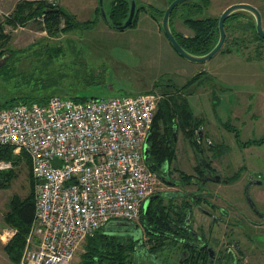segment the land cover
<instances>
[{
	"label": "rangeland",
	"instance_id": "374dc122",
	"mask_svg": "<svg viewBox=\"0 0 264 264\" xmlns=\"http://www.w3.org/2000/svg\"><path fill=\"white\" fill-rule=\"evenodd\" d=\"M17 1L0 0V18L9 13ZM48 1L66 7L75 14L78 20L97 17V22L90 28L61 32L54 36L48 35L38 20H30L24 25L13 28L5 26V31L10 35L12 49L25 48L37 40L39 44L34 45L35 48L43 44L42 49L44 50L46 46L61 47L62 52L53 59L52 63L53 69L62 74L58 84L55 85V88L60 90L47 91L65 95L74 91L68 88L80 86L79 80L75 78L76 69H81L83 74L91 72L98 77V84L85 89L84 94L88 97L105 98L122 93L137 95L155 92L159 95L158 101H160L178 88L183 91L180 94L188 102L193 116L202 121L200 136L204 152L197 153L183 133L178 131L176 156L169 166L168 176L169 180L176 185L172 186L159 179L155 192L165 193V203L169 197L173 198V203H180L183 199L191 197L193 193L203 199L206 196L205 190H217L223 192L222 196L224 195L232 202H237L241 208H244L242 186L244 182L246 183L247 176L250 175L249 178L257 180L259 185L252 186L248 194L254 208L264 212V41H255L248 28L245 33L241 32L237 28L238 20L234 19L228 23L227 32H225L229 38L244 34L246 39H250L247 41L248 47L245 48V41L240 40L238 44L241 53L222 50L206 62H193L180 56L171 47L161 29L159 14L153 18L149 10L141 9L138 11L134 25L119 29L110 22H106L112 0H102L105 17L102 14H96L95 11L94 14L90 12L91 4L98 5V0ZM235 2H248L255 5L261 13L264 28V0H209V5L198 17H217L226 6ZM167 4V0H135V7L144 5L155 11L156 8L164 10ZM187 15L188 10L180 4L172 18L175 31L183 34L191 32V28L183 22V18ZM243 18L246 21L248 16ZM255 47H259L262 58L246 63L245 55L252 56ZM28 52H20L18 56L24 58ZM41 56L45 57V55ZM8 57L7 51L0 56V69L4 64L8 68L11 66L12 63ZM13 64L18 65V60H14ZM27 64L25 62L23 66L27 67ZM199 70H204V73L202 72L192 84H186L188 79ZM247 74H251L250 78H247ZM155 83L158 84L154 85ZM31 91L43 92V90H16V77L6 80L0 74V101L12 95ZM212 97H216L217 101ZM214 101L216 102L213 103ZM224 124H228L230 129L228 130ZM235 133L238 134L237 140ZM207 142L224 143L227 147L225 153L218 159H213L211 151L207 149ZM244 143L245 147L242 146ZM13 155H18L20 160L14 165L16 176L10 187L0 190V234L6 228L14 230L6 226L2 228V217L8 211L10 200L13 197L22 199L28 195L30 179L34 185L33 176L32 174L31 177L29 176L24 162L23 155L27 156V154L23 150L17 152L13 150ZM205 160H210L217 173L215 175L231 178L232 175L239 174V179L227 185L224 182L213 181H207L204 186L200 182L182 184L179 174L194 173V169L201 161L205 163ZM33 193L35 198V188ZM207 198L211 203L224 205L216 198L209 196ZM201 206L205 210L210 209L204 201H201ZM245 214L251 221L254 220L258 224L254 226L245 223V247H241L245 251L243 264H264V221L254 217L246 202ZM192 222L193 228L199 226L206 228L210 223V218L196 206H192ZM109 227L110 224L105 225V228ZM10 238L7 234L3 239L0 237V264H12L2 258L3 246ZM84 247L85 241L78 247L71 264L80 262ZM176 252L177 250L175 252L164 251L160 258H167V264H175ZM144 261L140 264H144Z\"/></svg>",
	"mask_w": 264,
	"mask_h": 264
},
{
	"label": "built area",
	"instance_id": "2783aa9c",
	"mask_svg": "<svg viewBox=\"0 0 264 264\" xmlns=\"http://www.w3.org/2000/svg\"><path fill=\"white\" fill-rule=\"evenodd\" d=\"M159 95L120 94L0 108V145L23 150L34 179V215L19 264H71L82 242L114 221H138L155 192L145 162ZM12 167L0 160V171Z\"/></svg>",
	"mask_w": 264,
	"mask_h": 264
},
{
	"label": "trees",
	"instance_id": "16d2710c",
	"mask_svg": "<svg viewBox=\"0 0 264 264\" xmlns=\"http://www.w3.org/2000/svg\"><path fill=\"white\" fill-rule=\"evenodd\" d=\"M170 1L167 0V3ZM180 4L184 5L186 10H188V15L183 18V22L193 31L191 35H185L179 31H175L172 26V18ZM208 5L209 0H184L173 8L169 17L170 26L177 41L187 51L193 54L207 52L215 44L218 37V16L198 17ZM129 7L130 1L128 0H112L106 22H110L118 28L117 25L122 24L127 18ZM141 9L144 11L149 10L148 12L153 18H156V14L162 16L164 11L161 9L157 10V8L155 11L152 8L148 9L147 6L138 5L135 7L134 17L129 26L136 23L138 11ZM95 12L96 14H101L99 5L95 7ZM245 16H248L246 21L243 18ZM234 19L238 20L237 28L241 32L245 33L246 28H248L252 32L255 41H264V38L260 37L255 31L252 15L245 10L234 11L225 19V31L228 23ZM30 20H38L41 23L42 29L48 35L54 36L61 32L90 28L96 24L97 17L78 20L74 13L60 4L49 2L48 0H18L13 9L5 14L3 18H0V56L7 51L8 58H10L12 63L9 68L4 64L0 69V74L6 80L16 77V90H43V92L35 93L31 91L22 92L19 95H12L0 101V108L10 107L18 103L43 104L53 95H60L74 101H83L93 97H88L84 93L86 91L85 89L89 86L98 84V77L94 76L91 72L83 74L81 69L75 70V78L79 80L80 86L78 85L71 89L68 88V90H74L70 91L68 95L47 91L60 90L55 88V85L58 84L62 74L54 70L52 65L53 59L62 52L60 46H46V50H44L42 49L43 44L35 48L33 46L39 44V40H37L22 49H12L10 47V35L5 31V26L8 25L13 28L24 25ZM240 40L245 41V48H247V41H250V39H246L244 34H237L232 38H229L226 34L224 44L219 52L224 50L226 52L235 51L241 53L238 44ZM26 51L29 52L24 58L18 56V53ZM29 55H32V57H29ZM41 55H45V57ZM254 56L256 58H262V52H260L259 47L254 48ZM14 60H18L19 64H13ZM25 62L28 63L27 67L23 66ZM203 71L199 70L192 75L186 84L195 82ZM157 84L155 83L154 85ZM182 92L177 88L169 93L166 98L158 102L144 154L148 167L157 174L160 180L172 186L176 184L172 183L168 176L169 166L175 160L176 156L177 132L181 131L183 133L196 152H204L198 138L199 133L202 132V121L193 116L188 102L180 94ZM212 99L217 101L216 97H212ZM224 126L228 130L230 129L228 124H224ZM235 138L236 140L238 139V134L236 133ZM207 146V149L211 151V155L217 158L224 154L227 148L224 144H214L212 142H209ZM242 146L245 147V143ZM13 150L14 147L11 145H0V160L10 161L12 163L11 168L0 171V190L8 189L16 176L14 165L19 162L20 157L13 155ZM23 156L30 176L31 168L29 158L26 155ZM205 165L210 167V161L205 160ZM204 171V167L200 163L194 169V173H181L179 174V178L184 185L198 182L204 184L205 180L201 179ZM33 186V181L30 179L28 195L22 199L13 197L8 204V211L3 214L4 223L15 230L12 237L3 246L5 254L13 264L19 263L21 252L33 221L35 202ZM164 194L155 192L151 195L146 207L141 210L136 223L143 228L145 236V241L141 249L157 256L161 263L167 264V261L164 262L163 258L160 257L169 248V244H171V241L168 239L178 236L186 212H188V209H191L192 204H200L202 200L197 195L196 201H192V198L188 197V199L185 198L180 203H173V198L168 196L169 198H167L168 200L165 203L164 199L166 196L164 197ZM136 245L137 242L131 238L126 240L122 236L108 231L103 226L93 236L85 239L84 252L78 264H133L138 249L135 247ZM191 263L193 264L194 262Z\"/></svg>",
	"mask_w": 264,
	"mask_h": 264
},
{
	"label": "flooded vegetation",
	"instance_id": "af4514ba",
	"mask_svg": "<svg viewBox=\"0 0 264 264\" xmlns=\"http://www.w3.org/2000/svg\"><path fill=\"white\" fill-rule=\"evenodd\" d=\"M200 134L201 132L198 138L201 143ZM208 143L209 142L206 144ZM212 158L218 159L219 157L212 156ZM202 165L205 171L201 179L205 180L206 183L207 181H211L210 178L215 177L217 173L212 167L211 162L210 167H207L205 163ZM218 176L219 181L217 182H224L226 185L228 183H235L240 177L239 174L232 175L231 178ZM249 177L250 175L247 176L246 183L244 182L242 186V205L244 208H241L237 202L228 200L224 195L222 196L223 192L217 190H205L206 196L201 199L202 202L204 201V203L209 205V211L203 209L201 203L192 204V206H196L210 218V223L206 228H202V226L193 228L192 206L191 209H188L182 222V227L178 232V236L168 239L171 241V244H169V248L165 250L167 252H175L177 250L175 264H192L191 262H194L193 264H243L245 260V251L241 247H245V223L247 225L253 224L254 226L258 224V222L254 220L251 221L249 216L245 214V202L254 217L264 221V212L257 211L254 208V204H249L247 200L250 188L256 184L259 185L257 180ZM204 184L202 185L204 186ZM207 196L220 200L224 205L216 202L211 203L208 201ZM196 197L198 196L193 193L191 196L192 201H196ZM109 224L110 227L106 228L108 231L120 235L126 240L131 238L137 242L135 247L138 249L133 264H140L143 260H145L144 264H163L158 260L157 256L149 254L144 249H141L145 241V236L143 228L138 226V223L114 221ZM163 260L166 262L168 259L163 257Z\"/></svg>",
	"mask_w": 264,
	"mask_h": 264
},
{
	"label": "water",
	"instance_id": "95a60500",
	"mask_svg": "<svg viewBox=\"0 0 264 264\" xmlns=\"http://www.w3.org/2000/svg\"><path fill=\"white\" fill-rule=\"evenodd\" d=\"M182 1H184V0H171L166 5V7L164 8L163 14L161 16V28H162V31L165 34L167 40L169 41L171 47L175 50V52L178 53L180 56L184 57L185 59L189 60V61L206 62L212 56H214L215 54H217L219 52V50L221 49V47L224 44L225 36H226V32H225V28H224V21L232 12L237 11V10H245V11H248L252 15V17L254 19V26H255L256 33L260 37L264 38V28L262 26V18H261V13H260L259 9L255 5L248 3V2H235V3H231L228 6H226L221 11V13L218 15V18H217L218 37H217L215 44L205 53L193 54V53L187 51L177 41V39H176L172 29H171L170 22H169V17H170V14H171L173 8ZM98 5H99V9H100L101 14L105 17V13H104L103 8H102V0H98ZM134 13H135V0H130V7H129L128 16L124 20V22L120 25H117V27L119 29L127 27L131 23V21L134 17ZM201 162H202V164H204V161H201ZM210 180L217 182V181H219V176L216 175L215 177H211ZM150 198L151 197H148L144 201L143 208L146 207ZM247 200H248L249 204L252 203L249 196H247Z\"/></svg>",
	"mask_w": 264,
	"mask_h": 264
},
{
	"label": "crops",
	"instance_id": "0c3cea01",
	"mask_svg": "<svg viewBox=\"0 0 264 264\" xmlns=\"http://www.w3.org/2000/svg\"><path fill=\"white\" fill-rule=\"evenodd\" d=\"M97 5H94V4H91V6H90V12H93V14H94V11H95V7H96ZM191 32H189V33H187V34H185V35H191L192 33H193V31L192 30H190ZM258 58H256L255 56H254V54L252 55V56H248V54L247 55H245V62L246 63H251V61H256ZM249 75H251V74H247V78H250L249 77ZM218 144H224V143H222V142H220V143H218ZM2 219H3V217H2ZM3 222V225H2V228H3V226L5 227H8L5 223H4V221H2ZM1 228V229H2ZM8 228H10V227H8ZM4 233V234H3ZM13 233H14V230H11V229H8L7 230V228H6V230H3V232H2V234H0V237H2V239H3V237H4V235L5 234H7V235H9V238H10V236H12L13 235ZM9 240V239H8ZM5 245V244H4ZM23 250V249H22ZM3 253H2V255H3V260L5 261V259L6 260H8L9 262H10V260L8 259V257H7V255L5 254V252H4V250L2 251ZM22 253V252H21ZM10 263H12V262H10ZM13 264V263H12ZM19 264V263H18Z\"/></svg>",
	"mask_w": 264,
	"mask_h": 264
}]
</instances>
